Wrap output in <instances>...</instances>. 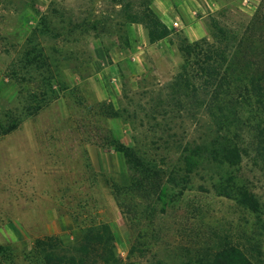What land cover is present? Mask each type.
I'll return each instance as SVG.
<instances>
[{
	"label": "rangeland",
	"instance_id": "1",
	"mask_svg": "<svg viewBox=\"0 0 264 264\" xmlns=\"http://www.w3.org/2000/svg\"><path fill=\"white\" fill-rule=\"evenodd\" d=\"M259 1L170 0L184 15L191 41L211 38V17L243 28ZM119 11L113 0H0V264H36V239L73 245L83 229L100 223L113 231L119 264H183L228 246L264 264V212L216 195L203 171L182 195L171 186L165 203L153 192L143 197L127 189L130 170L108 138L153 156L165 151L152 144L148 123L111 121L100 106L132 112L151 90L172 81L182 58L174 34L144 53V66L118 69L110 52L128 44L131 27ZM74 19H109L110 32L73 30ZM179 23L171 29L186 35ZM32 49L43 52L56 79L26 65ZM99 71L104 74L97 78ZM188 123L177 130L180 139L194 136ZM169 157L177 160V154ZM239 172L264 201V176L248 160ZM112 183L125 188L118 199Z\"/></svg>",
	"mask_w": 264,
	"mask_h": 264
},
{
	"label": "trees",
	"instance_id": "2",
	"mask_svg": "<svg viewBox=\"0 0 264 264\" xmlns=\"http://www.w3.org/2000/svg\"><path fill=\"white\" fill-rule=\"evenodd\" d=\"M113 1L120 6L125 22L145 27L150 44L175 34L182 58L172 81L155 93L151 90L147 102L135 103L132 112L112 103L103 102L100 106L108 119L121 118L138 122L139 126L148 123L154 138L152 144L165 151L153 156L110 136V147L123 154L130 170L127 189L141 190L143 197L153 192L165 203L171 186L182 195L192 186L193 177L203 171L216 195L262 214L263 199L239 171L248 160L264 176V0L259 1L243 28L211 17V38L195 41L168 27L152 9V0ZM60 18L59 23H64L63 17ZM45 20L46 31H52L47 17ZM74 20L77 23L70 22L73 30L110 32L109 19ZM59 34L60 31L54 35ZM25 63L49 72L50 81L56 79L43 52L35 54L33 49L27 50ZM187 123L194 128V136L180 139L177 130ZM18 125H12L4 134ZM170 153L177 154L176 161H171ZM111 188L116 199L125 189L116 183ZM32 250L36 264H119L115 237L106 223L83 229L76 244L66 245L57 237H44L35 240ZM183 264L254 263L240 247L228 246Z\"/></svg>",
	"mask_w": 264,
	"mask_h": 264
},
{
	"label": "crops",
	"instance_id": "3",
	"mask_svg": "<svg viewBox=\"0 0 264 264\" xmlns=\"http://www.w3.org/2000/svg\"><path fill=\"white\" fill-rule=\"evenodd\" d=\"M152 9L160 17V19L170 28L178 27L181 24V29L184 30L188 39L191 40L190 33L188 31V26L184 23V15L175 8L170 0H152ZM177 23V26H175ZM128 44L126 46L121 44L119 50H115L114 54L110 52L111 59L116 63L115 65L118 69L123 72L128 70H135V67L144 66V53L149 49L159 47L165 40H162L155 44H150L148 34L146 29L140 24H131L130 30L128 32ZM100 51H98L99 53ZM128 72V71H127ZM104 71H99L97 78L101 77ZM105 95L108 96L107 93ZM103 96V95H102ZM106 96V97H107ZM111 121H117V118H112Z\"/></svg>",
	"mask_w": 264,
	"mask_h": 264
},
{
	"label": "built area",
	"instance_id": "4",
	"mask_svg": "<svg viewBox=\"0 0 264 264\" xmlns=\"http://www.w3.org/2000/svg\"><path fill=\"white\" fill-rule=\"evenodd\" d=\"M175 26H177V23H175Z\"/></svg>",
	"mask_w": 264,
	"mask_h": 264
}]
</instances>
